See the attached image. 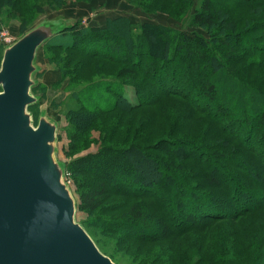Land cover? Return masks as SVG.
I'll return each instance as SVG.
<instances>
[{
    "label": "trees",
    "instance_id": "16d2710c",
    "mask_svg": "<svg viewBox=\"0 0 264 264\" xmlns=\"http://www.w3.org/2000/svg\"><path fill=\"white\" fill-rule=\"evenodd\" d=\"M23 1L0 0V8ZM41 1L57 6L64 3ZM139 1L146 12L165 11L162 1L181 9L194 3ZM34 10L44 12L40 3L34 4ZM190 25L207 29L210 42L183 33L174 45L161 26L145 24L136 33L130 20L120 17L109 19L105 28L73 26L64 31H72L70 41L44 44L69 52L81 73L97 66L98 60L120 67L115 75L119 87L106 88L114 98L112 105L103 106L98 92L95 96L78 94L81 104L68 114V132L76 138L72 149L81 135L102 128V118L108 114L129 113L172 95L191 105L188 120L198 130L202 127L203 135L205 130H213L212 144L205 136L187 137L191 144L186 150L179 145L182 148L188 142L179 144L172 137L174 130L148 149L137 142L120 149L105 146L96 154L74 160L67 173L77 185L79 209L92 214L102 207L110 213L127 205L114 217L118 220L93 218L90 225L115 236L120 244L138 245L137 257L149 243L182 241L179 247L153 249L155 257L142 256V264H264L263 224L214 228L219 221L239 225L264 212V0H201ZM29 29L23 22L20 33ZM157 34L164 38L161 53L151 55L145 39L155 44ZM184 58L204 64L211 80L199 83L196 89L181 86L183 81H196L192 83L196 85L201 78L193 73V62L183 67V80L180 78ZM121 86H131L145 100L130 99ZM197 95L219 102L211 110L198 104ZM161 145L170 150L180 172L150 151H158ZM109 199L112 203L105 204ZM238 239L244 244L241 251L235 242Z\"/></svg>",
    "mask_w": 264,
    "mask_h": 264
},
{
    "label": "rangeland",
    "instance_id": "374dc122",
    "mask_svg": "<svg viewBox=\"0 0 264 264\" xmlns=\"http://www.w3.org/2000/svg\"><path fill=\"white\" fill-rule=\"evenodd\" d=\"M35 3L42 4L44 8L43 13H38L34 10ZM200 4L201 0H194L191 6L187 5V7H184L185 9H181V7L178 8L170 1H162L161 5L166 9L163 12H146L145 7L140 4L139 0H64V3L60 6L41 0H25L18 3L16 6L10 3H7V5L2 4L0 8V51L2 52L6 45L15 42L22 36L20 33V26L23 22H26L27 27L32 28L47 19L64 18L66 20L68 19L77 29L92 28L96 27L92 26V23L98 22L102 24L105 17L109 14V16L115 18H128L132 26L136 28V33L141 32V27L145 24L161 26L164 29V33H166V37L170 38L173 44L175 43L174 45H176L177 38L183 33L204 38L208 43L211 38L208 30L203 27H194L190 25L195 9L199 8ZM183 10L186 11L184 12ZM108 20L103 27H99L105 28ZM71 32L72 31L60 33L53 37L50 42L58 43L61 41L62 43L70 41ZM157 35L155 44H151L145 39L149 44L148 50L150 52L152 51L151 55L161 53L164 38L161 34ZM179 54L176 56L174 55L176 57L175 60H178ZM69 57L72 56L65 50L44 45L41 47L38 52L37 60L38 65L41 67V71L37 75L38 85L34 89L35 95L39 96L40 100L38 104L30 108L34 114L35 120H37L39 113L44 110L59 122L58 158L63 161L67 167L74 160L76 161L79 158L96 154L105 146H108V148L112 150L111 147L120 149L128 144L137 142L146 149L151 148V146L160 141L161 138L167 137L170 130H174L172 134L174 136L172 137L177 140L179 144L185 139L198 138L199 136H205L207 142H211L210 144L213 143L211 139V132L213 130L209 132L205 130V135H203L204 130L202 129L201 131L202 127L198 130L196 125L188 120L190 119V110H192L191 105L188 104L185 99H180L172 95L163 98L158 103L154 102L148 107L138 108L129 113L114 111L108 114L102 118V128H94L89 134L81 135L79 137L78 146L72 149V143L76 138H72L69 135L68 128L70 122L68 114L81 104L78 94H82V96H95V93L98 92V94L102 96L100 102L103 106L112 105L114 98L106 91V88L107 85L113 88L119 87V81L115 75L120 67L110 65L107 61L98 60L97 66L93 64L96 69L91 68L81 73L80 70L76 68L75 62ZM181 61L183 63L182 66L179 67V76L182 80L183 67H186L191 62L194 63L193 73H199L201 77L196 85H192V83L195 84L196 81L191 84H185V81H183L184 83L182 82L181 86H196V89L199 83H208L209 80H211L206 70L203 69L204 64L199 63L197 60L186 58ZM80 73L83 75L79 77L78 74ZM188 74L190 75V73ZM194 74H191V76L193 77ZM152 80L151 78V81ZM120 88L134 101L145 100L143 96L137 95L131 86H121ZM156 91L159 92V90ZM196 101L202 107L209 106L211 110H213L216 103L219 102L218 99L214 102H209L201 95H197ZM207 123L208 121L205 120L206 125ZM85 140L88 141V143L84 144ZM187 140L185 141L188 143L184 147L181 148L183 145H179L180 149L186 150L190 147V139L189 141ZM166 148L167 147H164V145H161L158 151H150L159 158H162L167 165H170L171 169L180 172L182 169L180 166H178L177 169L175 168L176 160H174L173 155H169L170 150ZM67 171H69L68 168ZM252 172L255 173L253 170ZM178 175L180 174L178 173ZM67 179L70 182L73 194L78 202L76 213L77 221L84 224L101 251L110 256L117 264H142L140 260L142 256L148 255L149 258L155 257V254L152 252L155 248L162 247L164 250L169 246L172 247L175 245L179 247V245H182L181 240H158L157 242L149 243L145 247H142L143 249H140L142 251L138 253V258L137 255L134 254L138 245L135 248L133 246L130 247V244H120L117 242L115 236L108 232H103L96 226L90 225L93 218L118 220L114 217L118 218L119 214L127 205L120 207L117 211L110 212L111 214L105 212L106 210L102 207L90 214L87 211L79 209V194L73 176L67 173ZM112 201L113 199H109L105 204L112 203ZM249 218L250 219L246 220L244 223H239V225L230 220L219 221L214 225V228L230 229L235 228L236 225L237 227H245L248 223L250 227L254 228L263 224L262 229L264 230V212L257 213ZM235 242L237 243L238 250L241 251L244 248L242 239H238Z\"/></svg>",
    "mask_w": 264,
    "mask_h": 264
},
{
    "label": "water",
    "instance_id": "95a60500",
    "mask_svg": "<svg viewBox=\"0 0 264 264\" xmlns=\"http://www.w3.org/2000/svg\"><path fill=\"white\" fill-rule=\"evenodd\" d=\"M72 26L44 20L0 51V264H117L76 219L59 122L30 110L40 100L38 52Z\"/></svg>",
    "mask_w": 264,
    "mask_h": 264
},
{
    "label": "crops",
    "instance_id": "0c3cea01",
    "mask_svg": "<svg viewBox=\"0 0 264 264\" xmlns=\"http://www.w3.org/2000/svg\"><path fill=\"white\" fill-rule=\"evenodd\" d=\"M109 15H110V14H109ZM109 15H107V16L105 17V19H104V21L102 22V24L96 22V23H92L91 25H92V26H96V27H99V26L103 27V26L106 24V22H107L108 19H115V17L109 16ZM67 20H68V19H67Z\"/></svg>",
    "mask_w": 264,
    "mask_h": 264
}]
</instances>
